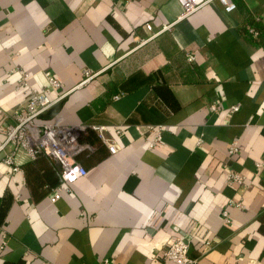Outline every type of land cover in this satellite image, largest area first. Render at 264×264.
I'll return each mask as SVG.
<instances>
[{
  "label": "crops",
  "instance_id": "0c3cea01",
  "mask_svg": "<svg viewBox=\"0 0 264 264\" xmlns=\"http://www.w3.org/2000/svg\"><path fill=\"white\" fill-rule=\"evenodd\" d=\"M194 1L184 18L180 0H0L1 138L20 79L55 96L50 72L67 96L37 122L73 128L87 171L55 202L53 157L13 176L0 157V264H171L178 236L199 264H264V0Z\"/></svg>",
  "mask_w": 264,
  "mask_h": 264
},
{
  "label": "built area",
  "instance_id": "2783aa9c",
  "mask_svg": "<svg viewBox=\"0 0 264 264\" xmlns=\"http://www.w3.org/2000/svg\"><path fill=\"white\" fill-rule=\"evenodd\" d=\"M130 1V0H125ZM184 7V18H188L196 13L203 6L202 3H196L194 0H180ZM226 12L231 13L235 11L236 4L231 0H220ZM147 28L152 29L148 24ZM167 27H164L166 29ZM251 34L258 35L255 29H251ZM190 62L195 61L193 54L188 55ZM86 79L80 84L83 86L89 81L98 76V73H91L89 70L85 71ZM46 78L49 83L50 89L54 92L55 96L50 95L48 92H42L37 89H32L28 85L27 77L23 76L20 79L17 89H24L26 94L25 108L21 114L18 115L17 124L10 125L4 129V138L0 136V157L2 156L3 162L9 167V175L13 176L22 170L20 155H25L34 160L40 154H46L53 157L61 166V184L56 188L53 201L61 198L63 192L69 191L70 186L78 179L84 177L87 171L82 167L76 157L83 151L84 146L79 142V135L73 128L58 126L52 124L40 125L38 118L48 111L50 108L60 103L67 94H60L58 91L61 88V82L52 74L47 73ZM118 96L116 97V99ZM218 110L216 105L210 106V111L215 112ZM232 111H238V107H232ZM163 126L153 128L154 140L151 147L155 146L162 138L161 131ZM102 138L104 137L105 127H94ZM121 133V130H118ZM105 142L112 154L119 150V145L114 141L107 140ZM11 149L9 152L8 150ZM239 152L238 143L231 144L229 149V156L233 158ZM264 163H258L256 168L258 171L263 167ZM229 183L243 184V176L235 171H230L228 175ZM239 206V205H238ZM225 221L229 223V214L224 212ZM190 239L185 237H175L168 245L164 252V257L171 264H199V261L190 256ZM6 242H4V245ZM210 242L207 243V246ZM104 264H110L104 262Z\"/></svg>",
  "mask_w": 264,
  "mask_h": 264
},
{
  "label": "trees",
  "instance_id": "16d2710c",
  "mask_svg": "<svg viewBox=\"0 0 264 264\" xmlns=\"http://www.w3.org/2000/svg\"><path fill=\"white\" fill-rule=\"evenodd\" d=\"M252 24L254 25V27H255V30L256 31H258V35L260 34V27L258 26V25H256V23H254L253 21H252ZM248 32V31H247ZM44 154V153H43ZM43 154H40V155H43ZM40 155H38V156H40ZM44 155H46V154H44Z\"/></svg>",
  "mask_w": 264,
  "mask_h": 264
}]
</instances>
